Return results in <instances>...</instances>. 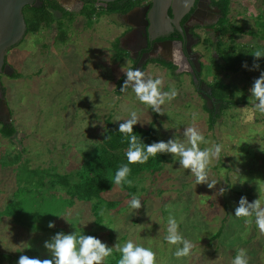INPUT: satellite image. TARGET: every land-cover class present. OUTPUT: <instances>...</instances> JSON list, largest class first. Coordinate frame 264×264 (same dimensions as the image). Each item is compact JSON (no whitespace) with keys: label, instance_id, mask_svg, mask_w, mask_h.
Returning <instances> with one entry per match:
<instances>
[{"label":"rangeland","instance_id":"374dc122","mask_svg":"<svg viewBox=\"0 0 264 264\" xmlns=\"http://www.w3.org/2000/svg\"><path fill=\"white\" fill-rule=\"evenodd\" d=\"M72 7L67 10L70 16L64 25V39L56 37L55 22L63 19L56 11L59 18L50 29L26 34L8 53L9 62L19 73L5 82L16 134L0 138V264H17L21 255L50 258L45 242H51L58 232L74 231L95 236L108 246L132 239L156 253V264H233L240 249L245 250L248 264H264V231L256 224V210L249 209L250 217L235 215L242 197L245 206L264 200V113L255 110L254 103L259 101H254L251 93L264 68L259 72L252 65L256 73L246 93L242 86L250 64L243 74L230 75L234 81L228 86L230 100L239 102L223 109L213 128H209L208 113L192 88L187 87L184 93L171 77L156 75L162 80L158 85L162 92L175 89L178 94L159 106L161 113L153 112L132 89L121 95L115 91L130 64L128 60L115 61L112 55V51L123 53L116 47L122 30L120 18L81 16L74 12L80 7ZM100 12L107 13L104 8ZM244 21L264 37L263 11ZM253 47L245 49L249 58L257 50ZM211 50L210 45L205 55ZM212 66L210 70H217ZM227 66L234 64L230 60ZM243 93L248 105L240 98ZM233 94L236 97H231ZM132 111L139 117L134 126H153L165 142L173 138L186 141L185 128L195 126L208 141L200 144L201 149L222 145L220 158L210 162L209 181L197 184L190 169L180 165V158L165 152L168 162L163 169L135 189L141 200L139 209L129 208L130 199L123 196L128 190L113 188L99 200L98 210L90 213L84 208L89 204L79 203L76 210L68 212L63 199L51 198L47 180L77 171L85 154L102 148ZM213 179L217 183L209 188ZM117 199L122 202L115 208L108 203ZM98 216L100 225L95 223ZM169 216L193 244L187 256L177 257L175 252L183 245L165 239ZM49 223L54 226L49 227ZM218 232L220 236L214 238ZM117 254L114 251L107 264Z\"/></svg>","mask_w":264,"mask_h":264},{"label":"flooded vegetation","instance_id":"af4514ba","mask_svg":"<svg viewBox=\"0 0 264 264\" xmlns=\"http://www.w3.org/2000/svg\"><path fill=\"white\" fill-rule=\"evenodd\" d=\"M151 1L132 0L133 4L129 10L143 6L150 8L152 7ZM93 3L96 7L99 6ZM128 11L107 14L109 17L120 18L121 22L118 24L122 29L120 36L116 38V47L123 52L124 57L121 60L117 59L119 52L115 51H112V55L115 61L128 60L130 62L125 72L121 74L123 89L128 79V70H136L137 64L141 62V71L145 73L144 76L156 79V75H160L176 79L178 87L183 89L184 93L187 87L192 88L195 97L202 101L203 108L206 105L210 111L221 113L222 106L230 101L229 92L225 90L229 86L231 75L227 62L233 55L247 56L248 53H245L247 46L256 45L254 49L264 50L263 35L244 21L246 18L251 20L252 16L256 17L257 14L264 12V0H194L191 8L178 19L180 28L169 25L162 36L146 41L143 36V22L139 18L140 14L131 18V22L138 24L133 26L127 23L124 17ZM165 18H174L171 7L167 9ZM238 29V32L232 33ZM16 45L8 49L5 57V64L12 68L11 74L5 73L4 68L0 72V138H6L3 136L2 129L12 122V109L6 96L5 82L6 78H16L13 77L15 68L9 62L8 55ZM210 45L212 52H208L206 56L204 50ZM208 56L210 61L207 60ZM224 58L228 61L226 62ZM211 65L217 70H210ZM251 69L248 68L249 71ZM226 78L228 81H225ZM134 84V80L129 81L127 90L132 89ZM231 97H236V95L233 94ZM207 101H210L209 106Z\"/></svg>","mask_w":264,"mask_h":264},{"label":"clouds","instance_id":"9594fccd","mask_svg":"<svg viewBox=\"0 0 264 264\" xmlns=\"http://www.w3.org/2000/svg\"><path fill=\"white\" fill-rule=\"evenodd\" d=\"M73 11V10H71ZM255 57L264 56V50L254 51ZM145 73L140 70L129 69L127 72V81H125L124 89L127 90L128 82L135 81L132 90L135 92L138 100L151 107L153 112L161 113L160 105L165 103V100H171L176 97L177 90L173 89L170 92H162L158 85L162 84L159 78L150 79L147 83L141 80ZM255 110L264 113V73L255 79L254 85L251 88ZM139 117L136 111L129 114V118L119 124L121 133L129 134V147L125 152L127 163L122 164L115 172L113 182L116 185L123 187L125 184L132 185L133 181L128 179L131 172L129 165L140 163L144 164L150 156H155L157 153H171L179 156V163L185 169H190L191 173L196 178V183H207L209 181V165L213 158L219 159L222 151V145L214 144L211 148L201 149L200 144H207L205 136L195 126L185 128L184 137L186 141L180 139H169L167 142L160 140L145 144L143 140L134 134L133 126L137 124ZM217 183L213 179L208 183L211 188ZM131 199L128 202L130 209H139L141 200L138 194H130ZM246 199L240 200V206L235 209L237 217H250L253 214L249 211L250 208L255 209L256 224L261 231H264V200L256 199L253 204L245 206ZM251 222V221H248ZM49 223V227H53ZM179 225L176 219L172 216L168 218V234L165 239L170 244H182L183 247H178L175 255L177 257L187 256L190 254L193 244L190 240L185 239L178 231ZM45 247L51 250L50 258L39 259L30 258L27 255H21L17 264H107L114 251H118L121 255L118 264H156V253L150 248L128 239L123 244H115L108 246L101 239L84 234L82 231H74L71 233L58 232L52 237L51 242L46 241ZM233 264H248L245 250L240 249L235 256Z\"/></svg>","mask_w":264,"mask_h":264},{"label":"trees","instance_id":"16d2710c","mask_svg":"<svg viewBox=\"0 0 264 264\" xmlns=\"http://www.w3.org/2000/svg\"><path fill=\"white\" fill-rule=\"evenodd\" d=\"M42 4L38 7L34 6H25L23 8V14L24 18L27 24V31L28 33H38L39 31L43 29H50L51 25L55 22V18H59L54 13L57 11L60 13V17L63 18L61 22H55L57 25V35L56 37H59L61 40L66 37V34L64 32V25L67 23L68 16H70L67 9H65L63 6L59 4L57 0H40ZM133 2L132 0H116L109 2L106 7L104 6H98L97 9H95V5L93 1L90 0H83V5L78 13V15L81 16H92L95 15L99 17L103 14H108L112 12H126L128 11ZM119 5H121L119 7ZM95 9L94 11H91L90 9ZM101 8H104L107 13L100 12ZM72 13V12H71ZM77 16V15H76ZM66 18V19H65ZM65 20V22H64ZM74 20V19H72ZM238 30L232 31L238 32ZM25 34V35H26ZM19 42L17 43V45ZM124 55L121 54V52L118 53L116 56L117 59L121 60L123 59ZM251 58L241 55V56H233L231 57V62H233L234 66H230V73L233 75L244 73V71L247 69L246 65L250 64V68H252L250 71L247 69L245 73V84L242 88V91L246 93V90H248V85L251 84V78L252 75L256 73L257 69L258 71H261V69L264 68V64L262 63V60L264 59V56L261 57H255L250 56ZM238 64L240 67H238ZM258 64V65H257ZM252 65H255V73L253 70ZM243 71V72H242ZM17 70L14 69V75L13 77H18ZM122 77L117 82V93L122 94L124 92L123 85H122ZM232 85H234V81H230ZM230 83L228 85H230ZM226 92H228V87L225 88ZM246 95L243 93L241 96V100L244 104L248 105L249 103L245 102ZM240 100V101H241ZM239 101H235L234 99H231L229 102H225L224 106H222V110H227L230 107H232L234 104L236 105ZM204 109L208 113V126L209 128H213V126L216 124L218 119L222 116L221 113H214L210 111L206 105L204 106ZM3 136L6 138L12 137L16 133V128L14 127V122L12 121L10 124H7L2 129ZM134 134L137 135L138 138L141 137L143 142L145 144H151L152 142L160 141L158 137V133L153 128V126L142 129L139 127L134 126L133 127ZM128 138L129 134L121 133L120 131L116 132L115 134H112L106 138V140L103 142L102 148L92 147V151H88V153L85 154V158L82 162L77 164V171L68 173L67 176L65 175H52L50 179H48V183L51 184L52 190H51V198L52 199H63L65 202V207L68 206L69 210L68 212H71L72 210H76L77 204L86 205L89 204V207H84L85 209H88L90 213H92L95 210H98L100 208V205L102 204L100 201H103L101 198L102 196L112 190L113 188L119 189V190H128V193L126 196L128 199H131L130 194H135V189H138L139 184H142L147 177L154 175L155 173L161 171L164 167V163L168 162L167 157L164 153H157L155 156H150L148 161L144 164L135 163L129 165L131 168V172L128 176V179H131L133 181L132 185L125 184L123 187L116 185L113 182V177L115 175L116 170L122 165L127 163V157L125 156V152L127 151L129 144H128ZM179 157V156H178ZM148 173V174H146ZM44 177V176H43ZM42 177V178H43ZM46 178V177H45ZM145 189V187H142V189ZM55 199V200H56ZM130 201V200H129ZM122 202L121 199H117L114 201H108V203H112L115 206H118ZM11 204V203H10ZM9 205V204H8ZM7 205V206H8ZM106 206V205H104ZM7 209V207H6ZM77 213H79V210L77 209ZM80 217V216H79ZM99 219H96V224H101V217L98 216ZM98 220V222H97ZM220 236V232L216 233L214 235V238H218ZM8 255V254H7ZM121 254H117L115 258H111L109 261L111 264L117 263ZM9 256V255H8ZM11 257V256H10Z\"/></svg>","mask_w":264,"mask_h":264},{"label":"water","instance_id":"95a60500","mask_svg":"<svg viewBox=\"0 0 264 264\" xmlns=\"http://www.w3.org/2000/svg\"><path fill=\"white\" fill-rule=\"evenodd\" d=\"M63 7H70V1H78L81 6L83 0H57ZM100 6H106L107 3L114 0H90ZM194 0H152V7L143 6L138 9H131L125 13L126 22L133 26L137 23L131 22V18L136 14H140L139 18L143 22V36L145 41L147 39L153 40L164 34L165 28L170 26H179V17L185 14L193 5ZM42 4L40 0H0V72L5 70V73L11 74L12 68L5 64L6 53L9 48L20 42L26 34L27 24L23 14L25 6L38 7ZM173 10L174 18H165L167 9ZM142 63L139 62L136 70L141 71ZM141 80L147 83L150 78L142 76ZM208 106L210 105V101Z\"/></svg>","mask_w":264,"mask_h":264},{"label":"crops","instance_id":"0c3cea01","mask_svg":"<svg viewBox=\"0 0 264 264\" xmlns=\"http://www.w3.org/2000/svg\"><path fill=\"white\" fill-rule=\"evenodd\" d=\"M76 5L79 6L80 8L82 7L78 1H70V4H69L70 7H66L65 9L70 10V8H73L72 6H76ZM74 12H77V11H74Z\"/></svg>","mask_w":264,"mask_h":264}]
</instances>
